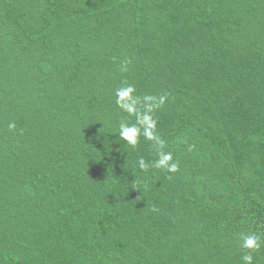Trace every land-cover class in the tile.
Listing matches in <instances>:
<instances>
[{"label":"trees","instance_id":"trees-1","mask_svg":"<svg viewBox=\"0 0 264 264\" xmlns=\"http://www.w3.org/2000/svg\"><path fill=\"white\" fill-rule=\"evenodd\" d=\"M125 84L178 171L119 138ZM250 233L264 264V0H0V264H243Z\"/></svg>","mask_w":264,"mask_h":264},{"label":"clouds","instance_id":"clouds-1","mask_svg":"<svg viewBox=\"0 0 264 264\" xmlns=\"http://www.w3.org/2000/svg\"><path fill=\"white\" fill-rule=\"evenodd\" d=\"M128 62H125V70ZM116 104L125 113L135 116V123L129 124L122 121L119 126V138L126 141L127 145L136 147L139 139L143 136L146 140L152 141L157 152V159L148 163L143 157L138 159V167L142 171H147L150 167L156 169H164L168 172H176L179 169L178 162L174 161L170 151H165L167 142L157 135V123L153 113L155 110L162 108L166 101V96L159 97L146 94L140 97L136 94V88L133 84H125L116 89ZM10 129L15 128V124L9 125ZM241 247L249 250L241 257L243 264H254L252 251H258L262 244V237L257 233L241 234Z\"/></svg>","mask_w":264,"mask_h":264}]
</instances>
